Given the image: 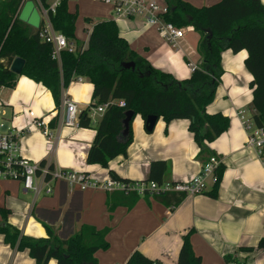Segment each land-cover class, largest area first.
Instances as JSON below:
<instances>
[{
    "label": "crops",
    "instance_id": "obj_1",
    "mask_svg": "<svg viewBox=\"0 0 264 264\" xmlns=\"http://www.w3.org/2000/svg\"><path fill=\"white\" fill-rule=\"evenodd\" d=\"M185 1L203 7L220 0ZM88 3L89 0H69L70 11L78 13L75 42L79 46L87 47L95 22L114 19L131 48L154 67L185 79L191 76L193 67L200 65L201 34L195 29L187 31L175 44L165 40L158 28L143 17L117 20L108 6L98 4L88 8ZM75 4L77 10L73 9ZM79 14L86 16L85 20L91 19L89 23L80 21ZM247 56L246 49L237 53L226 49L222 53L224 74L207 111L222 112L231 122L225 132L208 143L209 153L201 152L189 130L188 119H175L167 128L160 117L154 130L148 131L144 119L137 114L127 154L111 159L109 167L87 161L97 133L95 123L90 127L62 124L63 95L75 101L80 112L91 105L94 85L88 78L72 80L62 89L59 101L43 83L22 74L14 86H1L0 116L7 129L29 126L20 138V145L21 153L32 161L47 160L58 168L84 171L105 181L111 177L110 169L123 179L146 180L151 163L164 159L168 168L163 180L186 181L201 172L213 153L221 158L224 172L216 197L205 192L186 195L180 202L181 193L177 192L124 195L92 187L82 190L60 180L53 183L52 193L35 198L20 180H0V212L22 234L37 238L47 235L44 223L52 225L62 238L76 233L84 224L107 229L109 247L95 253L98 264H127L136 250L161 264H177L183 236L190 230L194 252L201 256L202 264H228L232 258L241 264H264V250L240 249L256 246L264 237V161L257 149L248 144V131L240 116L244 111L251 119L254 113L250 84L253 76L245 65ZM42 117L51 127L52 137L31 125ZM213 186L210 180L208 191ZM56 262L52 259L49 264ZM0 264L39 263L28 250L8 244L0 233Z\"/></svg>",
    "mask_w": 264,
    "mask_h": 264
},
{
    "label": "trees",
    "instance_id": "obj_2",
    "mask_svg": "<svg viewBox=\"0 0 264 264\" xmlns=\"http://www.w3.org/2000/svg\"><path fill=\"white\" fill-rule=\"evenodd\" d=\"M24 0H0V37H5L3 55L9 63L17 57L25 60L22 75L28 76L48 87L56 101H59L63 87L75 76H83L94 85L91 105L80 113V126L90 127L89 116L92 107L111 100L124 99L126 106L110 105L96 126V137L91 145L87 161L109 167L111 159L126 155L133 141L132 121L137 114L144 119L145 126L150 115L162 117L166 127L175 119H188L189 130L202 153H209L208 143L230 127L231 119L222 112L207 111L222 81L224 67L222 53L231 49L237 53L248 51L245 65L253 76L254 113L256 126L264 128V3L262 0H220L218 3L196 7L185 0H165L169 7L164 18L179 27L193 25L201 34L199 52L202 60L190 77L176 78L171 72L154 67L148 59L131 48L120 34L114 19L95 22L87 47L77 52L63 50L61 59L53 57V44L43 41L39 29L22 21L17 12ZM46 7L50 5L42 0ZM55 30L62 32L70 41H78L76 36L78 13L70 11L69 0H62L55 11L49 12ZM88 22L91 20L86 19ZM42 24V23H41ZM134 62V67L125 64ZM17 74L11 69L0 68V85L14 86ZM133 110L135 115L130 122L127 135L125 128L126 112ZM166 128V129H167ZM213 153H210L212 155ZM43 160L42 163H45ZM168 164L164 159L151 163L149 178L163 181ZM224 172L223 164L216 169L217 182L207 191L217 196L218 187ZM114 178L118 173L110 169ZM123 179V178H120ZM130 181L129 179H123ZM124 194V193H123ZM137 196L136 193H133ZM166 194V193H165ZM126 195V194H124ZM186 195L181 193L179 202ZM4 217H7L4 215ZM47 235L34 237L22 234L20 229L8 221L0 222V233L5 241L18 250H28L39 264H98L95 253L107 249V229L98 230L84 224L80 230L67 238H62L55 228L44 223ZM190 230L183 236L177 264H202L201 256L194 252ZM252 252L264 250V237L256 246L241 247ZM154 260L136 250L127 264H154Z\"/></svg>",
    "mask_w": 264,
    "mask_h": 264
},
{
    "label": "built area",
    "instance_id": "obj_3",
    "mask_svg": "<svg viewBox=\"0 0 264 264\" xmlns=\"http://www.w3.org/2000/svg\"><path fill=\"white\" fill-rule=\"evenodd\" d=\"M20 6L17 16L19 15L24 3ZM43 11V22L39 28V36L43 41L53 44V57L60 60L61 52L69 50L77 52L78 49H84L85 46H79L75 41H70L65 34L55 30L49 16V12H54L56 7L62 0H56L52 5L46 7L42 0H37ZM79 1V0H76ZM101 1L113 6L115 19H129L132 17H143L149 25L158 28L161 36L173 43L185 37L187 31L194 30L193 25L179 27L174 23L167 21L164 16L169 12L168 5L162 4L159 0H92ZM5 37H0V68L11 69L12 63L8 62V58L3 55ZM196 67H193V70ZM77 79L83 81V76H75L72 80ZM3 85H0V87ZM64 88V87H63ZM0 96V103H1ZM62 103L65 107V117L62 124L70 127L80 126V111L77 103L69 96H62ZM118 104L122 107L126 106L124 99L111 100L107 103L92 107L89 116L93 123H97L106 109L112 104ZM244 127L248 131V144L257 149L259 155L264 161V128L256 126L253 119H248L245 112L241 111ZM31 125L40 128L45 135L52 137L51 127L48 122L42 118H36ZM29 127V126H28ZM24 128H5L4 120L0 116V180L16 179L20 180L26 191L33 192L35 198L42 194H50L53 192V183L57 180L66 182L70 185H78L82 190L92 187L102 189L104 191H120L126 194L136 193L138 195L155 194L161 195L165 193L177 192L185 195H198L209 190V181L217 182L216 169L222 164L221 158L212 154L203 164L201 172L193 178L186 181L163 180L161 182L155 180H130L125 181L120 178L108 177L105 181L94 179L89 173L71 169L58 168L50 161L45 163L36 162L28 159L21 153L20 138L28 130ZM154 264H161L155 261ZM228 264H241L236 258L228 261Z\"/></svg>",
    "mask_w": 264,
    "mask_h": 264
},
{
    "label": "rangeland",
    "instance_id": "obj_4",
    "mask_svg": "<svg viewBox=\"0 0 264 264\" xmlns=\"http://www.w3.org/2000/svg\"><path fill=\"white\" fill-rule=\"evenodd\" d=\"M56 0H46V2L50 5H52ZM73 1V0H71ZM89 0V3L87 4L88 8H91L93 6H97L98 4H101V5H105V6H108L109 8H111L113 10V6L110 5V4H107V3H104V2H101V1H97V2H100V3H97L96 2H93ZM83 8H85L86 6L85 5H82ZM34 9V13H33V16L35 17V19H37L38 21H36V23L34 22H29V24L31 25V27L34 29V30H37L40 28L41 26V23H42V16H43V11H42V7L40 5V3L37 1V0H26L18 17L20 20L24 21V22H27V17H28V13L30 10H33ZM73 9L74 10H77V7H76V4L73 6ZM86 11H88V9L86 8ZM113 12V16H115V13L114 11ZM33 17V18H34ZM85 17L84 15H81L79 14V20L81 21H86L85 20ZM90 18H93L94 17H91L89 16ZM89 23V22H87ZM21 76V74H17V78H19ZM134 120V119H133ZM133 122V121H132ZM132 126V125H131ZM31 192V191H30ZM33 193V192H32ZM3 221H9V219L7 217H4V215L0 212V222H3ZM10 222V221H9Z\"/></svg>",
    "mask_w": 264,
    "mask_h": 264
},
{
    "label": "water",
    "instance_id": "obj_5",
    "mask_svg": "<svg viewBox=\"0 0 264 264\" xmlns=\"http://www.w3.org/2000/svg\"><path fill=\"white\" fill-rule=\"evenodd\" d=\"M33 13H34V9L33 10H30L29 13L27 14L28 17H27V22L29 24V22H35L38 21L37 19H35V17L33 16ZM34 17V18H33ZM24 65H25V60L21 57H17L13 63H12V67H11V70L16 73V74H22L23 72V68H24ZM127 67H134L135 63L134 62H130V63H126L125 64ZM135 115V112L133 110H128L126 112V117L124 119V130L122 132L123 135H127L128 132H129V129H130V122L133 118V116ZM158 119L159 117L157 115H150L148 118H147V124H146V128L148 131H152L154 130L157 122H158Z\"/></svg>",
    "mask_w": 264,
    "mask_h": 264
}]
</instances>
